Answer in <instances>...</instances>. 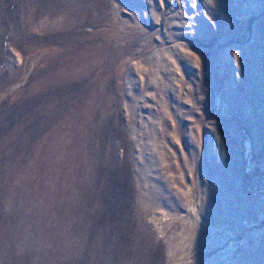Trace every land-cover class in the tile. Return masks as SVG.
Returning <instances> with one entry per match:
<instances>
[{"label": "rangeland", "instance_id": "1", "mask_svg": "<svg viewBox=\"0 0 264 264\" xmlns=\"http://www.w3.org/2000/svg\"><path fill=\"white\" fill-rule=\"evenodd\" d=\"M0 264H264V0H0Z\"/></svg>", "mask_w": 264, "mask_h": 264}]
</instances>
